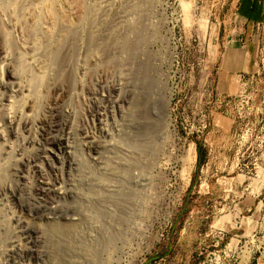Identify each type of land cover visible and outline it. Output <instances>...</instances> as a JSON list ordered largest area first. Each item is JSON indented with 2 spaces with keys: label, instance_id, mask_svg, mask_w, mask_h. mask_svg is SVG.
<instances>
[{
  "label": "rangeland",
  "instance_id": "374dc122",
  "mask_svg": "<svg viewBox=\"0 0 264 264\" xmlns=\"http://www.w3.org/2000/svg\"><path fill=\"white\" fill-rule=\"evenodd\" d=\"M0 264H264V0H0Z\"/></svg>",
  "mask_w": 264,
  "mask_h": 264
},
{
  "label": "crops",
  "instance_id": "0c3cea01",
  "mask_svg": "<svg viewBox=\"0 0 264 264\" xmlns=\"http://www.w3.org/2000/svg\"><path fill=\"white\" fill-rule=\"evenodd\" d=\"M253 55L252 43L247 45L246 51H242L238 47H232L231 49H228L225 54L227 60H224L222 68L232 70H248L252 63Z\"/></svg>",
  "mask_w": 264,
  "mask_h": 264
},
{
  "label": "bare ground",
  "instance_id": "6f19581e",
  "mask_svg": "<svg viewBox=\"0 0 264 264\" xmlns=\"http://www.w3.org/2000/svg\"><path fill=\"white\" fill-rule=\"evenodd\" d=\"M15 89L16 88L14 86L13 90H15ZM9 122H10V124L12 126H14L15 124L16 125L18 124L19 126H22L26 130L29 128V124H30L29 121H28V119L27 118H24V115L20 116V114L19 115H15V116H10L9 117ZM53 192L55 194H59V195H62V193H63V191L61 189H59V188L58 189L57 188L56 189H53Z\"/></svg>",
  "mask_w": 264,
  "mask_h": 264
},
{
  "label": "trees",
  "instance_id": "16d2710c",
  "mask_svg": "<svg viewBox=\"0 0 264 264\" xmlns=\"http://www.w3.org/2000/svg\"><path fill=\"white\" fill-rule=\"evenodd\" d=\"M198 153H199V160L201 161L203 153H202V149L200 146L198 147Z\"/></svg>",
  "mask_w": 264,
  "mask_h": 264
}]
</instances>
